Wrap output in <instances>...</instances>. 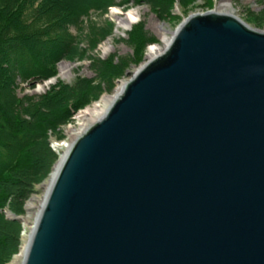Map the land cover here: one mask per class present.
Here are the masks:
<instances>
[{"label":"water","instance_id":"95a60500","mask_svg":"<svg viewBox=\"0 0 264 264\" xmlns=\"http://www.w3.org/2000/svg\"><path fill=\"white\" fill-rule=\"evenodd\" d=\"M66 152L23 264H264V30L190 14Z\"/></svg>","mask_w":264,"mask_h":264},{"label":"trees","instance_id":"16d2710c","mask_svg":"<svg viewBox=\"0 0 264 264\" xmlns=\"http://www.w3.org/2000/svg\"><path fill=\"white\" fill-rule=\"evenodd\" d=\"M144 1L168 14L174 3ZM111 4L112 0H0V264L15 250L19 237L18 222L6 221L2 210L9 205L20 213L28 186L45 176L43 165L53 153L47 143L49 131L67 122V114L87 104L92 93L98 97L102 85L110 86L127 62L100 61L97 83L78 79L43 95L19 96V82L55 75L56 63L78 51L72 28Z\"/></svg>","mask_w":264,"mask_h":264},{"label":"rangeland","instance_id":"374dc122","mask_svg":"<svg viewBox=\"0 0 264 264\" xmlns=\"http://www.w3.org/2000/svg\"><path fill=\"white\" fill-rule=\"evenodd\" d=\"M223 1L231 4L232 11L254 28L264 30V0H173L172 7L168 13L159 11L152 2L144 0H112V4L105 10L91 12L83 19L79 28H72L73 34L78 38V51L72 58H63L56 63V74L52 77L36 81L21 83L17 87L19 96L43 95L59 84L73 85L78 79L91 80L92 84L97 83L100 77V70L97 67L100 61L112 59L119 63L126 61L127 66L122 73L112 79V84L102 85L98 97L92 93V98L87 104L73 108L68 114V120L56 131H49L47 138L48 147L52 154L48 162L43 165L45 176L38 182L31 184L26 196L23 198L20 213L12 211L6 205L2 212L6 221H16L19 224V237L15 250L9 254L3 264H9L19 252L24 243V218L31 223L33 219L28 216L26 205L33 196L43 195V185L48 182L49 176L59 160L60 156L55 148V143L69 141L68 126L78 128L77 114L81 110L92 105L104 95L113 93L116 85L121 81L129 80V74L134 73L147 60L148 47L152 44L163 46V35L172 37L174 31L184 18L192 13L209 9H224L221 7ZM181 3V4H180ZM115 10L122 13H134L137 20L131 28L118 26V18ZM225 10V9H224ZM223 10V11H224ZM121 16L123 14H120ZM126 18L125 15L121 17ZM165 28V31L162 30ZM68 64L71 67L69 75H60L61 64ZM97 67V68H96ZM48 85H45V84Z\"/></svg>","mask_w":264,"mask_h":264},{"label":"bare ground","instance_id":"6f19581e","mask_svg":"<svg viewBox=\"0 0 264 264\" xmlns=\"http://www.w3.org/2000/svg\"><path fill=\"white\" fill-rule=\"evenodd\" d=\"M221 7L224 9V11L234 13L231 9V4L227 1H223L221 4ZM220 10V9H218ZM114 14L117 16L118 20V26H121L125 28L126 30L130 29L132 24L137 20V15L134 13H122L118 10H115ZM120 14H123L126 16V18H122ZM163 31H165V28H162ZM162 38L164 45L159 46L158 44H152L148 47V52H147V60L144 62V64L161 53L166 45L169 43L171 37H168L166 35H163L162 32ZM142 64V65H144ZM141 65V66H142ZM140 66V67H141ZM71 71V67L68 64H61L60 67V75H69ZM126 81H121L119 82L113 93L110 95H104L102 96L98 101L94 102L92 105L89 107L85 108L84 110H81L80 113L77 114L76 119H78V128H75L74 126L70 125L68 126V135L70 137L69 141H66L64 143H55V148L58 151V154L61 155L59 160L55 163V166L49 176L48 182L44 183L43 188V195L41 197L38 196H33L31 199L28 201L26 205V211L28 212V216H31L33 221L29 223L25 218L24 220V243L20 247L19 252L16 254L15 258L9 263V264H23L24 258L26 256L30 239H31V232L34 229V224L36 222V219L38 218L39 211L41 209V206L43 205L45 198L47 196V193L49 192L50 186L58 173L60 166L65 158L66 152L68 149L71 147L73 141L82 134L91 124H93L108 108L110 103L119 95V93L123 90L124 85ZM45 85H48L47 83Z\"/></svg>","mask_w":264,"mask_h":264}]
</instances>
